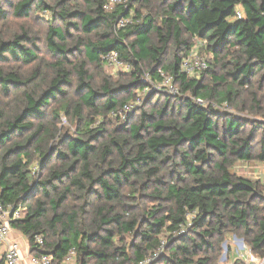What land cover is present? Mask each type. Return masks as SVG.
I'll use <instances>...</instances> for the list:
<instances>
[{
    "label": "trees",
    "instance_id": "16d2710c",
    "mask_svg": "<svg viewBox=\"0 0 264 264\" xmlns=\"http://www.w3.org/2000/svg\"><path fill=\"white\" fill-rule=\"evenodd\" d=\"M135 1L152 6L0 0L2 22L3 4L22 21L8 38L0 28V201L26 213L13 229L55 264L71 251L77 264H218L229 235L264 259V181L232 172L264 164V0H161L147 17ZM47 11L64 27L49 26L45 64L28 23ZM133 11L141 23L118 29ZM72 32L80 35L70 40ZM196 41L213 58L199 78L181 70ZM113 51L133 66L117 79L102 61ZM160 71L181 95L149 110L147 101L115 126L110 116L150 88L146 75L160 82ZM74 82L80 98L70 101ZM222 104L248 115L218 111ZM63 111L79 125L74 136L60 135ZM38 159L47 173L36 181Z\"/></svg>",
    "mask_w": 264,
    "mask_h": 264
},
{
    "label": "rangeland",
    "instance_id": "374dc122",
    "mask_svg": "<svg viewBox=\"0 0 264 264\" xmlns=\"http://www.w3.org/2000/svg\"><path fill=\"white\" fill-rule=\"evenodd\" d=\"M49 4L54 5L55 2L57 0H46ZM69 4H78L81 7H83V9L85 8V0H68ZM130 0H127V3ZM151 4L152 6L150 7H145V6H141V4L137 3L136 1L133 2L134 6L136 9H140L141 13L143 15V17H147L149 15L155 16L156 13L158 12V6L160 5L161 0H151ZM154 7V9L152 8ZM3 9L6 10L10 16L9 20L7 22H2L0 20V28L4 27V33L6 38L11 36L10 31L12 32H16L19 30V25L22 23V21H17L14 20L11 17V8L9 7V5L7 4H3ZM131 15L135 16V12L133 11L131 13ZM29 26L32 29V34L36 37L37 39V49H38V54L40 55L41 59L44 60L45 64L49 63L50 61H53V57L50 54V52L48 51L47 47H46V34H47V30L49 28V26H54L55 28H61L64 27V22L57 16L55 19L53 18V13L50 11L47 12H38L36 18L31 19V21H29ZM6 25V26H4ZM73 33V39L70 40H74L76 39V37H78L77 32H72ZM195 46H194V50H196L199 54V57L210 61V63H212V56L208 53L206 46L202 44V42L200 41H196L195 42ZM203 46H200V45ZM200 46V47H199ZM171 56H167L168 61L170 60ZM46 68V66H45ZM97 71L96 68L94 66L90 67V74L95 76V82L97 84L100 83V78L97 77L96 75ZM123 73L126 72H121V71H116V70H112L109 67H105L104 68V74L106 76L112 77L114 79L119 78V76ZM201 74V72H199ZM198 73V74H199ZM218 73H222L221 69H218ZM199 75H195L196 77H200ZM143 76H145V74H143ZM206 81L210 82L211 79L207 78ZM212 83V82H211ZM150 88L146 89V90H139L136 93V98H140L141 102L140 104H135V100L131 101L129 103V105H132L133 108L128 111V112H123L121 113V115H119L120 121H118V118L116 116H110V121L114 123L115 126L118 125H126L127 122L129 121L130 118H134L136 116H138V112L139 110L144 107L145 105H147V101H150V105L147 107V109H151L154 106H161L164 103V100L167 96H170L171 93L169 92V89L167 87H165L163 85V82H157L155 83V85H153L151 82L149 83ZM181 94L178 95H171V96H180ZM68 97L70 101H77L80 98V95L77 93V89H76V82L73 83L72 86H70L68 88ZM61 103H57L55 106L53 105L50 109L49 112L47 114V120H50L52 117V112L53 110L59 109ZM216 109L218 111L224 112V113H229L230 115L239 117V116H247L248 114H242L239 112V106H230L229 104H222V105H217ZM122 110V109H121ZM120 110V111H121ZM103 122V119L100 118L98 119V122L94 125V127H98L100 125V123ZM78 123L76 120H73L72 118H70L69 116L66 115V113L61 112V123H60V130H61V134L64 138L66 137H70V136H74L77 129H78ZM58 141H60V138L58 139ZM58 143V142H57ZM57 143L55 144V146L57 147ZM41 162L42 160L38 159L37 162L31 167L32 173L35 176L36 181L39 179H42L45 177L46 173H47V169L42 171L41 170ZM258 166L256 164H251V163H237L236 166L233 168L232 172L236 175H240V176H244L246 178H250V179H257V178H261L263 180L264 178V174L262 173V168H257ZM255 170V171H254ZM264 181V180H263ZM74 203V200L71 201L70 203H68V205H72ZM78 205V203H77ZM227 244L224 243L223 245V254L219 260L218 264H228L230 261V248L227 252ZM77 260V257L74 258ZM235 263H239L238 260H235Z\"/></svg>",
    "mask_w": 264,
    "mask_h": 264
},
{
    "label": "built area",
    "instance_id": "2783aa9c",
    "mask_svg": "<svg viewBox=\"0 0 264 264\" xmlns=\"http://www.w3.org/2000/svg\"><path fill=\"white\" fill-rule=\"evenodd\" d=\"M127 0H107L104 9L107 12H113L118 6L125 5ZM242 13H238L237 18L242 19ZM141 21L137 20L135 16L130 15L127 18L121 19L118 24V29H125L129 26L140 24ZM200 46H203L202 44ZM199 46V47H200ZM103 63L106 67L112 70L129 73L132 71L133 66L121 59L120 53L113 51L105 54L102 57ZM208 61L199 57L196 50H192L191 53L183 59L181 64V70L186 75L194 77L199 72H202L208 68ZM163 85L169 89L171 95H178L179 88L174 84L173 78L160 71ZM146 83H150V76L146 75L144 78ZM152 83V82H151ZM155 85V84H153ZM141 99L137 98L135 104H140ZM197 104L205 105V102L201 99L196 100ZM133 108L132 105L127 104L118 113H113L112 116H119L123 112H128ZM25 211L16 206H6L0 201V264H20L21 260V248L18 243L11 241V232L13 230L12 224L25 218ZM34 243L37 246L44 245L43 236L37 235L34 239ZM77 257L76 251H71L66 261H70ZM31 261L33 264H55L54 258L50 255H41L40 257L32 256ZM63 262V263H64ZM250 264H264V259L258 257L250 251L249 254Z\"/></svg>",
    "mask_w": 264,
    "mask_h": 264
},
{
    "label": "crops",
    "instance_id": "0c3cea01",
    "mask_svg": "<svg viewBox=\"0 0 264 264\" xmlns=\"http://www.w3.org/2000/svg\"><path fill=\"white\" fill-rule=\"evenodd\" d=\"M254 164L258 166L257 168H262L263 170L262 173L264 174V164H260V163H254ZM257 179H261V178L259 177ZM11 241L18 243L21 248L20 264H33L31 261V257L33 255L28 238L25 237L20 231L13 229L11 232ZM225 243L227 244V248H228L227 252L229 248L231 249L230 261L228 264H236L235 260H238L243 264H250L249 254L251 249L243 239L238 238L236 235H229ZM63 264H77V260L71 259L70 261H66Z\"/></svg>",
    "mask_w": 264,
    "mask_h": 264
}]
</instances>
